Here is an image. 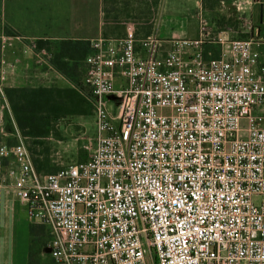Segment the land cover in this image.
Wrapping results in <instances>:
<instances>
[{"label": "built area", "instance_id": "2783aa9c", "mask_svg": "<svg viewBox=\"0 0 264 264\" xmlns=\"http://www.w3.org/2000/svg\"><path fill=\"white\" fill-rule=\"evenodd\" d=\"M261 40L199 18L194 39L89 42L87 160L42 176L18 131L0 146L54 264H264Z\"/></svg>", "mask_w": 264, "mask_h": 264}, {"label": "rangeland", "instance_id": "374dc122", "mask_svg": "<svg viewBox=\"0 0 264 264\" xmlns=\"http://www.w3.org/2000/svg\"><path fill=\"white\" fill-rule=\"evenodd\" d=\"M103 1L106 29L115 31V34L108 35L106 33V36L114 39L123 37L129 25L132 26L138 38L154 36L160 39H188L198 35L199 18L205 19L214 30L225 32L228 39H240L244 35L251 34L252 26L258 23L259 6L264 4V0H258L260 3L252 5L253 14H250L251 10L243 7L242 0H222L209 11L202 6L203 0ZM250 3H254V0H250ZM24 40L18 35H4L3 38H0V71L4 72L5 77L0 81V146L8 143L15 144L17 142L16 131L21 135L17 126L14 125L4 89L9 85H14L11 82L13 78H22L21 80L25 81L21 84L22 86L30 85L28 82L31 80V76L33 73L36 74L31 64L36 66L37 59L38 65H41L43 69L46 68L43 64L45 62H49L54 68L52 62L56 59L55 53L60 48H64L62 44L58 43V45L48 41L50 43H47V50H43L44 52L41 53L36 49L35 51L31 49V45H35V42ZM70 46H74V43H70ZM73 49L77 50V48H71L70 51L74 52ZM10 50H12L11 53ZM257 51L264 55V46ZM12 53L13 57L10 58ZM208 53L212 54L211 51ZM1 59L6 62L4 67L1 64ZM11 61L15 63V67L9 66L8 63ZM75 61L76 63H71L68 75L65 77L62 74L65 81L62 80L61 85L56 87L74 88L76 85L82 84V63L84 61L82 62L81 59ZM93 117V112H91L90 116L69 117L56 121L54 126H49L48 135L38 140L27 139L21 135L32 160L48 159V166L43 168L41 173L46 174L48 168L61 170L87 160L89 154L84 147L88 140L94 138L95 135ZM9 121L12 124L10 127L8 126ZM7 165L8 162L0 158V224L2 221L6 222L5 226H0V235L15 237L18 245L17 251L20 254L18 263L26 264L24 262L29 246L28 228L35 223L28 218L25 207L17 200L11 189L10 181L6 178ZM44 238L49 240L45 234ZM30 249L33 255L31 264H54L43 253V250L38 254L35 243Z\"/></svg>", "mask_w": 264, "mask_h": 264}, {"label": "crops", "instance_id": "0c3cea01", "mask_svg": "<svg viewBox=\"0 0 264 264\" xmlns=\"http://www.w3.org/2000/svg\"><path fill=\"white\" fill-rule=\"evenodd\" d=\"M103 3V0H0V38H3L4 35H18L32 43L39 40L53 43L63 41L89 43L98 38L111 39L112 37L106 36V33L108 35L115 34V31L106 29ZM257 3L260 2L254 0V3H250V0H246L243 7H246L247 10L250 9V14H253L252 5ZM198 5L200 7L199 1ZM254 29H257L258 36L262 39L256 48L259 49L264 46L259 14L258 23L252 26V35ZM198 35L188 39H194ZM31 49L35 51L36 44L35 48L31 45ZM36 51L44 52L37 49ZM9 52L11 53L12 50ZM259 55L261 63L264 64V55L260 53ZM9 57H13V53ZM38 63L36 59V66L31 64L36 74L33 73L31 80L27 81L30 83L29 87H56L61 85L62 80L65 81V77L49 62L43 63L46 66L45 69ZM1 64L4 67L6 62L1 59ZM8 64L10 67H15L13 61ZM21 79L13 78L11 82L14 85L8 87H21V84L25 82ZM5 224L6 222L2 221L0 226H5ZM17 249L18 245L13 235L4 237L0 235V264H20L18 263L20 254ZM24 263L28 264V251Z\"/></svg>", "mask_w": 264, "mask_h": 264}, {"label": "trees", "instance_id": "16d2710c", "mask_svg": "<svg viewBox=\"0 0 264 264\" xmlns=\"http://www.w3.org/2000/svg\"><path fill=\"white\" fill-rule=\"evenodd\" d=\"M220 1L222 0H203L202 6L209 11L215 8ZM250 36H252V34L244 35V37H241L240 39H247ZM47 43L50 42L43 40L35 42L36 49L39 51L47 50ZM70 43H74V46L71 47ZM59 44H62L64 48H60L59 51L55 53L56 59L52 64L56 70L66 77L68 72H70L71 63H76L75 60L77 59H81L83 62L86 56L91 53V49L87 42L63 41L59 42ZM71 48H77V50L73 49L74 52H71ZM82 66L84 76V63H82ZM4 95L14 125L17 126L21 135L27 139L38 140L46 137L49 132V126H54L56 121L69 117H86L90 116L91 112H93V106L90 101L91 92L82 84L78 86L76 85L74 88L29 86L8 87L4 89ZM8 124L9 127L12 126L10 121ZM35 143L38 144V142ZM7 145L10 146L13 144L8 143ZM32 163L37 173L42 176L55 174L60 171L54 168H48L46 174L41 173V170L48 166L47 158L42 161L37 159L32 160ZM44 234L46 238L49 237L41 225L32 224L29 226L28 264H31L33 259L30 249L32 244L35 243L37 246L38 254L47 246L49 240H45Z\"/></svg>", "mask_w": 264, "mask_h": 264}, {"label": "water", "instance_id": "95a60500", "mask_svg": "<svg viewBox=\"0 0 264 264\" xmlns=\"http://www.w3.org/2000/svg\"><path fill=\"white\" fill-rule=\"evenodd\" d=\"M258 1V0H256ZM259 25H262L263 26V33H262V38L264 39V4H261V6H259ZM107 100L109 101H114L115 100V97L110 95V96H107L106 98ZM51 252V250L47 247H45L43 249V253L48 255L49 253Z\"/></svg>", "mask_w": 264, "mask_h": 264}, {"label": "flooded vegetation", "instance_id": "af4514ba", "mask_svg": "<svg viewBox=\"0 0 264 264\" xmlns=\"http://www.w3.org/2000/svg\"><path fill=\"white\" fill-rule=\"evenodd\" d=\"M260 28H262V29H263V26H262V25H260Z\"/></svg>", "mask_w": 264, "mask_h": 264}]
</instances>
